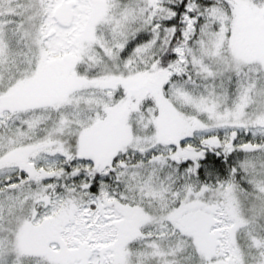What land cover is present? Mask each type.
I'll list each match as a JSON object with an SVG mask.
<instances>
[{
	"label": "snow or ice",
	"instance_id": "6c2138e0",
	"mask_svg": "<svg viewBox=\"0 0 264 264\" xmlns=\"http://www.w3.org/2000/svg\"><path fill=\"white\" fill-rule=\"evenodd\" d=\"M0 264H264V0H0Z\"/></svg>",
	"mask_w": 264,
	"mask_h": 264
}]
</instances>
